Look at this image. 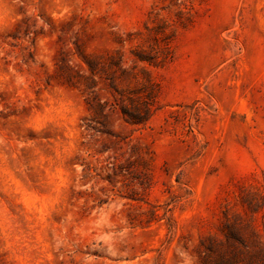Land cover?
I'll use <instances>...</instances> for the list:
<instances>
[{"label": "rangeland", "instance_id": "rangeland-1", "mask_svg": "<svg viewBox=\"0 0 264 264\" xmlns=\"http://www.w3.org/2000/svg\"><path fill=\"white\" fill-rule=\"evenodd\" d=\"M0 264H264V0H0Z\"/></svg>", "mask_w": 264, "mask_h": 264}]
</instances>
